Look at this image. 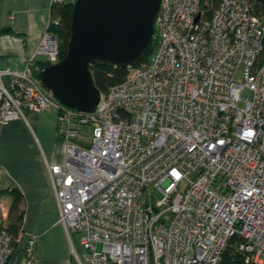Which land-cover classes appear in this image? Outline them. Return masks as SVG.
I'll return each instance as SVG.
<instances>
[{
  "label": "built area",
  "instance_id": "built-area-1",
  "mask_svg": "<svg viewBox=\"0 0 264 264\" xmlns=\"http://www.w3.org/2000/svg\"><path fill=\"white\" fill-rule=\"evenodd\" d=\"M56 24L34 51L49 64ZM152 42L92 112L59 103L29 66L0 68V129L56 110L62 158L46 167L77 264H264V11L160 0ZM18 242L32 264L34 236H12L0 206V264Z\"/></svg>",
  "mask_w": 264,
  "mask_h": 264
},
{
  "label": "crops",
  "instance_id": "crops-1",
  "mask_svg": "<svg viewBox=\"0 0 264 264\" xmlns=\"http://www.w3.org/2000/svg\"><path fill=\"white\" fill-rule=\"evenodd\" d=\"M69 1V0H64ZM50 0H0V68L14 72L29 66L33 74L45 56L35 54L49 17ZM3 78V82H6ZM56 110H23V118L0 129V206L6 214L9 191L21 193V233L34 236L32 264H77L62 226L46 163L62 158L63 143L56 134ZM73 246L81 251L77 236ZM18 242L6 264H23Z\"/></svg>",
  "mask_w": 264,
  "mask_h": 264
},
{
  "label": "water",
  "instance_id": "water-1",
  "mask_svg": "<svg viewBox=\"0 0 264 264\" xmlns=\"http://www.w3.org/2000/svg\"><path fill=\"white\" fill-rule=\"evenodd\" d=\"M160 0H72L66 51L36 73L39 84L61 104L92 112L100 91L90 66L132 67L149 47Z\"/></svg>",
  "mask_w": 264,
  "mask_h": 264
},
{
  "label": "trees",
  "instance_id": "trees-1",
  "mask_svg": "<svg viewBox=\"0 0 264 264\" xmlns=\"http://www.w3.org/2000/svg\"><path fill=\"white\" fill-rule=\"evenodd\" d=\"M256 4L259 6V10L261 12L264 11V0H254ZM71 2L62 1L58 4H52L49 9V17L56 19L57 24L51 27V32L55 34L57 38V56L58 59L62 58L65 51L70 33V10H71ZM211 6H213L216 0H208ZM153 48V42L151 41L149 47L144 52V54L140 57V59L134 64V66L140 65L147 61L149 55L151 54ZM49 65L47 61L41 62L38 65L37 70L35 71V75L41 68ZM128 68L115 66V65H106V64H93L90 66V74L92 78L93 85L101 92H105V90L112 85H115L121 82L126 74L128 73ZM10 201L7 206L6 211V222L7 229L12 236L15 237L17 232L21 228L22 222V212H21V203L22 196L21 193L17 190L11 189L9 192ZM233 241V240H232ZM16 244L14 243L13 246ZM232 253V248L230 246L224 252L223 261L227 262Z\"/></svg>",
  "mask_w": 264,
  "mask_h": 264
},
{
  "label": "rangeland",
  "instance_id": "rangeland-1",
  "mask_svg": "<svg viewBox=\"0 0 264 264\" xmlns=\"http://www.w3.org/2000/svg\"><path fill=\"white\" fill-rule=\"evenodd\" d=\"M238 77H239V74H238V71H237V73H236V75H235V79H237L238 80ZM49 110H52V109H49ZM55 110V109H54ZM57 113V112H56ZM184 187H185V182L183 183H180V185H179V187H178V190L181 192V191H183V189H184Z\"/></svg>",
  "mask_w": 264,
  "mask_h": 264
}]
</instances>
